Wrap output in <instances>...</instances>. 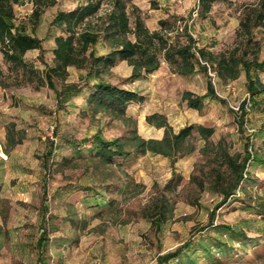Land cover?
Instances as JSON below:
<instances>
[{
  "label": "rangeland",
  "instance_id": "1",
  "mask_svg": "<svg viewBox=\"0 0 264 264\" xmlns=\"http://www.w3.org/2000/svg\"><path fill=\"white\" fill-rule=\"evenodd\" d=\"M86 1L57 0L34 27L33 2L15 5L16 21L44 40L47 63H53L56 28L51 26L52 19L57 12ZM259 2L216 0L204 17L199 0H130L128 4L130 10L131 5L141 9L151 30L160 27L162 18L181 29L187 23L196 47L216 54L252 51L258 39L262 60L264 26L253 28V41L241 26ZM109 7L104 4L101 13ZM95 47L99 54L108 50L103 40ZM39 53L38 49L29 51L26 60L43 69ZM132 70L126 60H120L103 75L106 81L143 96L128 105V120L105 113L92 118L86 112L87 90L64 101L48 85L21 82L0 51V83L8 84H0V264H157L159 255L176 249L178 256L164 264H186L187 258L193 264H264V94L251 103L243 69L238 78L224 81L209 67L217 97L208 95V78L201 70L181 75L165 61L153 73L134 77ZM69 71V81L81 80L84 73L75 67ZM253 72L264 80V68H253ZM56 83L60 90L62 82ZM185 91L201 97L203 106H190L183 97ZM153 113L164 115L176 132L191 123L213 127L210 141H223L231 153L245 154L248 148L256 159L247 163L246 190L221 201L222 195L210 186L209 179L212 167L222 163L211 149L203 152L205 140L197 133L192 137L195 149L175 161L171 155L152 152L119 158L134 185L128 193L113 194L114 205L103 207V201L95 206L101 196L85 189L100 188L90 169L60 170L56 166L63 156L88 153L94 137L113 139L130 126L145 138H162L165 128L147 120ZM11 123L25 133L22 143L12 148L7 145ZM83 139L89 140L82 143ZM72 141L81 145L77 148ZM168 183L178 184L169 191ZM162 195L169 199V213L156 229L153 206ZM67 203H73L78 215L89 221L88 227L80 232L71 227L66 219ZM213 210L216 215L210 225Z\"/></svg>",
  "mask_w": 264,
  "mask_h": 264
},
{
  "label": "trees",
  "instance_id": "2",
  "mask_svg": "<svg viewBox=\"0 0 264 264\" xmlns=\"http://www.w3.org/2000/svg\"><path fill=\"white\" fill-rule=\"evenodd\" d=\"M33 2L31 19L33 27L38 24L41 15L47 7L54 5L57 0H0V51L4 59L9 63L10 70L16 74L21 82H36L38 86L48 85L58 91L60 97L66 101L71 96L78 95L87 90L85 105L86 112L92 118L100 113L108 114L114 118L128 120L127 107L131 101H141L143 96L136 91L120 87L106 81L103 75L117 65L118 61L126 60L132 67V76L137 77L143 72L146 74L158 70L162 62H167L173 72L181 75H190L196 70L203 71L208 80V95L215 96L216 90L209 75V67L224 81L238 78L241 69L246 74V88L251 94V103L255 104L256 96L264 94V80L253 68L263 69L264 58L259 60L261 42L253 41V28L264 26V0H260L258 7L241 22L245 28L249 40L253 41L255 48L247 49L227 55L214 53L205 47H196L195 39L190 33L186 23L181 29L168 18L159 21L160 27L151 30L142 15L141 9L131 5L130 0H87L70 10L57 12L51 21V26L56 28L53 36L52 48L53 63H47L44 57V40L34 34L23 22L16 21L15 5ZM216 0H199L200 14L206 16ZM110 5L105 13H101L104 4ZM105 41L108 50L99 54L96 45ZM38 49L39 59L45 64L43 69L36 67L26 60L29 51ZM70 67L79 71L81 80L69 81ZM56 81L62 82V88L57 89ZM3 87L7 83H0ZM89 87V89H86ZM183 97L188 100L190 106L201 108L202 98L193 96L191 91H185ZM241 114L242 124L245 115L244 108ZM147 120L157 127H164V136L158 138H145L137 127L130 126L127 131L116 138L104 139L94 137L93 147L88 153L78 152L72 156H63L56 166L60 170L76 169L84 166L91 170L97 186H86L87 190H94L100 197L95 206L114 205L115 193H128L133 189L134 179L124 167L119 158L126 159L133 153L146 154L148 152L171 155L173 161L195 149L192 137L197 133L205 140L203 152L211 149L215 153L214 158L220 159L222 165L211 169L210 186L222 195V202L230 200L239 190H246L243 185L250 178L247 173V163L250 158L256 159L248 148L245 154L231 153L228 146L220 141L214 144L210 141L215 129L204 124L191 123L182 127L177 132L169 124L166 117L159 113H153ZM24 131L17 130L15 124H9L7 128V145L12 148L24 140ZM89 139H83L85 143ZM81 142L72 141L75 147ZM54 142L48 151L52 154ZM211 152L210 154H213ZM178 183H168L166 190H175ZM140 186V185H138ZM72 189H75L74 187ZM108 196L106 200H104ZM0 195V202L2 201ZM169 199L162 195L153 206L152 214L155 216L153 223L156 229L167 220L169 213ZM263 212L264 210L261 209ZM215 211L210 214V225L214 223ZM66 219L75 230L86 228L88 220L78 215V210L73 203H67ZM81 224H83L81 227ZM79 238V235H77ZM179 254V249L168 251L159 255L157 264L169 263ZM193 264L190 258L184 261Z\"/></svg>",
  "mask_w": 264,
  "mask_h": 264
},
{
  "label": "crops",
  "instance_id": "3",
  "mask_svg": "<svg viewBox=\"0 0 264 264\" xmlns=\"http://www.w3.org/2000/svg\"><path fill=\"white\" fill-rule=\"evenodd\" d=\"M5 133V132H4ZM4 133H3V135H4Z\"/></svg>",
  "mask_w": 264,
  "mask_h": 264
}]
</instances>
